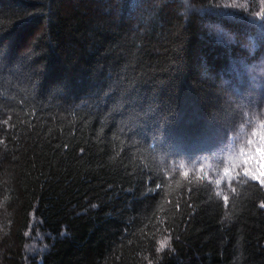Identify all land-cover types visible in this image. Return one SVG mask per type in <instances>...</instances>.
<instances>
[{"label":"trees","instance_id":"16d2710c","mask_svg":"<svg viewBox=\"0 0 264 264\" xmlns=\"http://www.w3.org/2000/svg\"><path fill=\"white\" fill-rule=\"evenodd\" d=\"M222 2L0 0V264H264L259 181L188 182L264 179V3Z\"/></svg>","mask_w":264,"mask_h":264},{"label":"snow or ice","instance_id":"6c2138e0","mask_svg":"<svg viewBox=\"0 0 264 264\" xmlns=\"http://www.w3.org/2000/svg\"><path fill=\"white\" fill-rule=\"evenodd\" d=\"M262 3H264V0H261ZM218 8L225 9L224 11L218 12L217 15L223 16V17H236L238 16V12L236 11H228L227 9H243L244 11H248L247 2H241V0H224V2L219 3L216 5ZM251 16L252 13H249ZM258 18V19H257ZM250 23L256 24L262 31H264V11H258L255 13V17H253L252 20L249 21ZM217 36L220 40V42H227L232 43L234 42L233 37L226 32L222 28H217ZM107 95V93H105ZM257 106H245V115L246 118L244 119L243 123L247 128V132H245L242 135H235L233 142H232V149L234 152L239 153L241 147L247 148L251 143L252 140L248 139L249 135L255 136L256 135V117H257ZM259 107H264V105H261ZM250 113V115H248ZM261 115H264V112L260 113ZM4 123H7V121H4ZM260 127H264V121H261ZM261 139H264V137H261ZM256 152L262 153L261 159L264 160V150H262L260 147L256 148ZM225 164V161L223 158H221L219 161L216 162V167L214 169L215 174L219 175V169L223 168ZM261 167H264V163L261 164ZM224 177L221 179H215L209 180L207 183L203 182V177L196 178L195 176L190 179L188 182L189 184L193 183L195 180L199 179L200 184L199 186L202 187H208L211 188L212 184L219 185L222 182V179L224 180V183L226 186L230 185L232 182H235L237 184H244L248 183L250 180H258L259 184L264 187V179H260L256 176L249 175L248 171L245 169L244 164H240L237 166L236 174L234 176L228 177V169L224 168ZM264 175V173H262ZM160 185L157 184L156 188H159ZM235 191V188L232 189ZM148 191H155V189H149ZM219 195V193H217ZM225 202H227L228 197L224 196ZM262 208H264V203H261L260 205ZM167 246V240L162 241L160 244V249L162 250L164 247Z\"/></svg>","mask_w":264,"mask_h":264},{"label":"rangeland","instance_id":"374dc122","mask_svg":"<svg viewBox=\"0 0 264 264\" xmlns=\"http://www.w3.org/2000/svg\"><path fill=\"white\" fill-rule=\"evenodd\" d=\"M215 29V28H214ZM256 65L258 66L259 65V62H257L256 63ZM259 67V66H258ZM240 69H242V68H246V66H244L243 65V63L241 64V66L239 67ZM247 72L249 73V71L247 70ZM247 72H244V73H246L247 74ZM261 68L259 69V68H257V71H256V74H252V75H249L248 76V78H247V81L248 82H252V83H255V79L258 77V76H260V74H261ZM238 77L240 78V76H239V74H238ZM241 79V78H240Z\"/></svg>","mask_w":264,"mask_h":264}]
</instances>
